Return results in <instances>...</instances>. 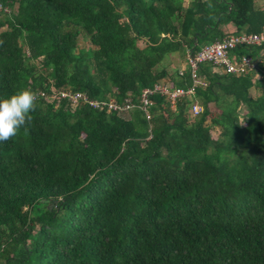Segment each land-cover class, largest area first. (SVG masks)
Segmentation results:
<instances>
[{
	"label": "trees",
	"instance_id": "16d2710c",
	"mask_svg": "<svg viewBox=\"0 0 264 264\" xmlns=\"http://www.w3.org/2000/svg\"><path fill=\"white\" fill-rule=\"evenodd\" d=\"M228 25L260 33L264 4L0 0V99L38 97L31 123L0 141V264H264V44L231 51L252 59L246 74L200 64L206 85L173 110L151 95L149 118L41 96L137 104L159 82L187 89L189 66L170 74L164 60Z\"/></svg>",
	"mask_w": 264,
	"mask_h": 264
},
{
	"label": "built area",
	"instance_id": "2783aa9c",
	"mask_svg": "<svg viewBox=\"0 0 264 264\" xmlns=\"http://www.w3.org/2000/svg\"><path fill=\"white\" fill-rule=\"evenodd\" d=\"M264 44V28L258 34H233L229 33L225 38L215 41L211 44L201 48L196 54L191 55L187 53L186 61L191 71L192 85L187 89L172 87L169 83L159 82L154 84L152 88H145L141 91L138 103L136 104L132 97L124 99L122 104H118L114 99L108 101H91L82 93L57 92L46 95L41 93V96L48 102L66 99L74 108L80 103H88L89 107L102 111H115L118 115L129 113L131 110L137 108L143 111L147 118L146 108L151 105L150 96L158 93L165 96L166 100L172 105H175L182 98H193L196 86H205L206 83L197 78V68L202 63H210L214 68L236 76L246 74L254 67L253 61L248 56L237 57L231 53L239 45L245 46H259ZM183 70L179 71L182 75ZM202 112V106L194 103L190 108V115L192 118L198 116Z\"/></svg>",
	"mask_w": 264,
	"mask_h": 264
},
{
	"label": "clouds",
	"instance_id": "9594fccd",
	"mask_svg": "<svg viewBox=\"0 0 264 264\" xmlns=\"http://www.w3.org/2000/svg\"><path fill=\"white\" fill-rule=\"evenodd\" d=\"M37 99V94L30 89L0 99V141L17 136L21 128L31 123L30 113L36 109Z\"/></svg>",
	"mask_w": 264,
	"mask_h": 264
},
{
	"label": "rangeland",
	"instance_id": "374dc122",
	"mask_svg": "<svg viewBox=\"0 0 264 264\" xmlns=\"http://www.w3.org/2000/svg\"><path fill=\"white\" fill-rule=\"evenodd\" d=\"M190 0H183V4L184 5H187L188 2ZM264 4V0H256V5L257 6H260V5H263ZM137 45L139 47H143L144 46V43L143 42H138ZM78 47L79 48H88L90 47V43L87 41V40H83L81 37L78 39ZM186 56H187V53L184 51V52H178V53H173L171 55H169L165 60H164V65H166L167 69L169 70L170 74H173L174 72H177V71H180V70H185L186 68ZM255 78H258V76H255ZM249 94L251 97H256L258 95V91L255 89V88H252L250 91H249ZM169 105H170V109H174V106L175 105H172L170 102H169ZM210 109L212 110L211 112V116H215L218 112L216 111V109L211 105L210 106ZM241 112V111H240ZM119 116H122L126 119H129V115L128 113H123V114H120ZM188 116H189V119L190 120H193L194 118L191 117L190 113L188 112ZM218 133H219V130L216 129V128H211V136L213 139H216L217 136H218Z\"/></svg>",
	"mask_w": 264,
	"mask_h": 264
},
{
	"label": "crops",
	"instance_id": "0c3cea01",
	"mask_svg": "<svg viewBox=\"0 0 264 264\" xmlns=\"http://www.w3.org/2000/svg\"><path fill=\"white\" fill-rule=\"evenodd\" d=\"M260 6H262V5H260ZM235 31V29H234V27L232 26V25H228L227 27H226V32L227 33H232V32H234Z\"/></svg>",
	"mask_w": 264,
	"mask_h": 264
}]
</instances>
